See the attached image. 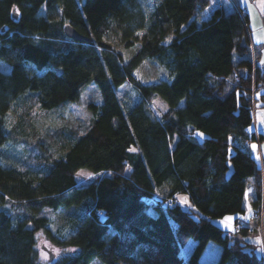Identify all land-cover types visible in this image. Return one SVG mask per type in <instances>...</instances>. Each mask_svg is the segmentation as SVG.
<instances>
[{"label":"trees","instance_id":"obj_1","mask_svg":"<svg viewBox=\"0 0 264 264\" xmlns=\"http://www.w3.org/2000/svg\"><path fill=\"white\" fill-rule=\"evenodd\" d=\"M210 2L0 0V64L8 66L0 70V264H43L38 231L61 249L43 245L53 253L49 260L42 249L47 264H199L209 242L219 248L215 264H264L244 204L251 190L264 225V167L247 146L257 103L264 107V66L238 0H222L203 18ZM66 25L88 41L68 37ZM113 32L124 48L138 42L128 61ZM140 59L168 78L141 82L133 73ZM90 83L101 102L89 106L90 124L60 155L45 146L28 169L3 160L16 101L62 107ZM125 84L134 96L121 99ZM153 97L167 104L159 118ZM80 169L102 175L78 186ZM180 194L188 208L176 202ZM45 208H73L68 229L53 232ZM226 216L231 235L213 222ZM188 240L194 246L184 258Z\"/></svg>","mask_w":264,"mask_h":264},{"label":"rangeland","instance_id":"obj_2","mask_svg":"<svg viewBox=\"0 0 264 264\" xmlns=\"http://www.w3.org/2000/svg\"><path fill=\"white\" fill-rule=\"evenodd\" d=\"M226 1L224 2V5ZM209 8H206L202 16L207 18ZM250 22H248L249 30L252 34V39L255 45L260 48L259 63L264 64V25L258 12H255L250 7ZM116 49L122 53L125 60L131 59L137 52L139 44L134 42L130 48H124L119 36L113 32L111 35ZM0 70L8 71V66L0 64ZM134 76L143 83H152L168 78L167 72L157 63L149 60L140 59L133 71ZM118 96L125 99V96H134L133 88L129 84H125L118 89ZM128 101V99H126ZM101 95L97 86L90 83L80 94L77 101L68 103L64 106L53 109L43 110L34 98L27 97L24 100L16 101L12 109L7 113L6 122L11 130V142L2 150V158L6 163L16 164L21 168H32L39 161L38 150L40 153L49 147V153L54 157L63 152L64 144L68 140H73L76 134H81L84 129L90 124L92 113L89 106L99 104ZM255 108V119L258 121V126L264 129V107ZM149 108L154 117L159 118L167 111V104L159 97H153L150 101ZM254 119V122H255ZM262 119V121H261ZM195 137L202 140L205 135L199 131L195 132ZM46 146V147H45ZM251 151L256 160L260 163V146L257 140L250 142ZM264 150V144L261 146ZM48 153V152H47ZM263 167V166H262ZM102 174L93 173L86 169H80L75 173L76 184L78 186H86L94 182ZM246 190L245 196L247 198ZM176 202L184 208L189 207V201L183 194L177 196ZM255 211L247 210L245 214L247 226L250 230L249 240L256 243L257 251L264 254V225L262 224V210ZM74 213L73 208L58 209L50 211L45 208L44 214L50 219L49 227L55 232L56 229H68V218ZM230 218V219H229ZM233 217L226 216L222 219H215L213 222L220 226L224 231L236 228L232 224ZM239 225V223H238ZM231 235V231H228ZM37 248L39 249L40 261L47 264L48 255L44 252L43 245L51 249L54 254L59 255L61 249L58 248L51 240H49L42 231H38ZM194 246L193 240H188L181 250V255L187 258ZM219 248L209 242L204 247L199 258V264H215L218 260ZM90 264H103L98 259H95Z\"/></svg>","mask_w":264,"mask_h":264},{"label":"crops","instance_id":"obj_3","mask_svg":"<svg viewBox=\"0 0 264 264\" xmlns=\"http://www.w3.org/2000/svg\"><path fill=\"white\" fill-rule=\"evenodd\" d=\"M238 3L242 7L243 12L247 15L248 22H250V11H251L250 7L253 10H255V12H258L260 17L262 15V12L264 11V0H238ZM221 4H222V0H211L210 4L207 7L210 9V10H208V15L211 13V11L215 7L220 6ZM226 8L228 9V6H226ZM249 33H250V37H251V42L255 45V43L253 42L252 34H251L250 30H249ZM255 47L257 48V53L259 55L258 60H259L260 48L257 45H255ZM260 65L264 66V64H260ZM261 121H262V119H261ZM253 130L255 132V138L253 140H257L258 144L260 146V157H261L260 164H261V166L264 167V150H262V148H261L262 144H264V129L261 126H258L257 119H255V125L253 127ZM251 141L252 140L247 142V146L249 147L250 151H251V147H250ZM251 153H252V151H251ZM252 156H254L253 153H252ZM250 192H251V190L248 191L247 198L245 197V201H244L246 213H247V210H249V209L254 210V208L252 206V197L250 196Z\"/></svg>","mask_w":264,"mask_h":264},{"label":"water","instance_id":"obj_4","mask_svg":"<svg viewBox=\"0 0 264 264\" xmlns=\"http://www.w3.org/2000/svg\"><path fill=\"white\" fill-rule=\"evenodd\" d=\"M13 17L16 18L17 17V14L14 13L13 14ZM64 32H65V34L68 37L73 38L75 40L88 41V39L86 37H84L83 35H81L80 33H78L74 28H72L69 25L64 26ZM43 249L45 251H47V253L49 255V260H51L53 258V253L50 250L46 249L44 246H43Z\"/></svg>","mask_w":264,"mask_h":264},{"label":"built area","instance_id":"obj_5","mask_svg":"<svg viewBox=\"0 0 264 264\" xmlns=\"http://www.w3.org/2000/svg\"><path fill=\"white\" fill-rule=\"evenodd\" d=\"M172 201H168V204L170 205ZM255 213V212H254ZM262 260L264 261V254H261Z\"/></svg>","mask_w":264,"mask_h":264},{"label":"snow or ice","instance_id":"obj_6","mask_svg":"<svg viewBox=\"0 0 264 264\" xmlns=\"http://www.w3.org/2000/svg\"><path fill=\"white\" fill-rule=\"evenodd\" d=\"M230 219V218H229Z\"/></svg>","mask_w":264,"mask_h":264}]
</instances>
